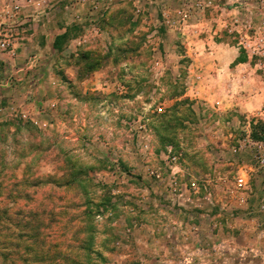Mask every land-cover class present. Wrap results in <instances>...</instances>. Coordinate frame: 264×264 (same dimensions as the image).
<instances>
[{
	"label": "rangeland",
	"instance_id": "374dc122",
	"mask_svg": "<svg viewBox=\"0 0 264 264\" xmlns=\"http://www.w3.org/2000/svg\"><path fill=\"white\" fill-rule=\"evenodd\" d=\"M242 2L0 0V264H264L258 186L226 192L256 107L192 71L197 41L236 46L227 13L264 15ZM33 5L70 26L46 57L18 49Z\"/></svg>",
	"mask_w": 264,
	"mask_h": 264
},
{
	"label": "built area",
	"instance_id": "2783aa9c",
	"mask_svg": "<svg viewBox=\"0 0 264 264\" xmlns=\"http://www.w3.org/2000/svg\"><path fill=\"white\" fill-rule=\"evenodd\" d=\"M236 6L245 7L242 0H239ZM2 23L0 49L10 51V33L7 31L10 30L8 26L12 24L4 20ZM12 23L14 24V21ZM171 24L173 25L174 22ZM222 27L224 31L232 35V39L236 41V47L245 54L248 67L256 76L260 95L258 107L248 114L235 116L238 136L229 146L228 152L241 164L237 163L235 174L228 179L230 185L226 190L227 197H234L241 201L243 198L246 199V196H250L248 194L252 192L251 184L257 185V191L254 193L257 199L256 210L262 218L264 230V138L252 135L254 125L260 123L264 126V15L254 22L247 15L236 16L227 13ZM21 116L26 115L22 113Z\"/></svg>",
	"mask_w": 264,
	"mask_h": 264
},
{
	"label": "crops",
	"instance_id": "0c3cea01",
	"mask_svg": "<svg viewBox=\"0 0 264 264\" xmlns=\"http://www.w3.org/2000/svg\"><path fill=\"white\" fill-rule=\"evenodd\" d=\"M56 9L57 11L51 17L47 16V18H44L39 16L41 11H38L37 6L33 5V12L27 15H32L33 22L31 27L34 28V32L22 33V39H18V49H22L21 52L25 48L33 49L46 57L44 52L50 51L54 53L57 50V48L53 47L55 38L66 33L70 26H67L66 18H64L66 13H61L59 7H56ZM60 17L65 20H61L62 18ZM68 19L69 17H67ZM207 40L206 38L201 39L195 45L191 56L194 60H198L201 63H196V68L192 69V71L199 73L200 78L202 75L206 76L213 90L223 94V104H225L227 111L237 105L240 108L236 110L240 113L250 111L251 106L258 107L260 104L258 82L256 76L252 74L248 67L245 54L235 45L227 42ZM205 43H208L209 47H205ZM212 43L213 45H211ZM202 60L205 63H202ZM216 102L218 103L217 107L222 104L220 100H216Z\"/></svg>",
	"mask_w": 264,
	"mask_h": 264
},
{
	"label": "trees",
	"instance_id": "16d2710c",
	"mask_svg": "<svg viewBox=\"0 0 264 264\" xmlns=\"http://www.w3.org/2000/svg\"><path fill=\"white\" fill-rule=\"evenodd\" d=\"M65 37H66V33H63V34L57 36L55 38L54 43H53V47L58 49L59 48L58 45L60 44L59 42L63 41ZM252 135L254 137L264 138V126L260 123H257L256 125H254V130H253Z\"/></svg>",
	"mask_w": 264,
	"mask_h": 264
}]
</instances>
